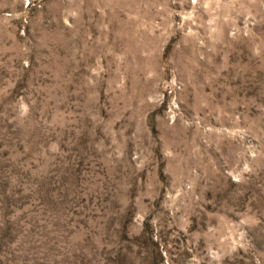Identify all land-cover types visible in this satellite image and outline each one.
<instances>
[{"label": "rangeland", "instance_id": "374dc122", "mask_svg": "<svg viewBox=\"0 0 264 264\" xmlns=\"http://www.w3.org/2000/svg\"><path fill=\"white\" fill-rule=\"evenodd\" d=\"M0 264H264V0H0Z\"/></svg>", "mask_w": 264, "mask_h": 264}]
</instances>
